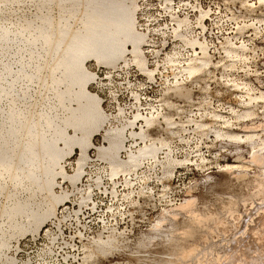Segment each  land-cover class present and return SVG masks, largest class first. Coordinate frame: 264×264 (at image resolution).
<instances>
[{"label": "rangeland", "instance_id": "374dc122", "mask_svg": "<svg viewBox=\"0 0 264 264\" xmlns=\"http://www.w3.org/2000/svg\"><path fill=\"white\" fill-rule=\"evenodd\" d=\"M10 4L6 10L9 15L5 12L8 20L35 11L28 0H13ZM135 5L136 29L142 34L147 32L141 47L150 70L155 68V62L173 53H180L176 60L184 64L190 58L188 53L200 54L199 43H207L211 45L208 56L204 57L205 62L211 60L207 72L168 91L159 72L148 80L145 73L131 64L130 56H126V63L119 61L113 68L89 61L87 69L98 82L88 83L87 88L99 96L108 115L113 116L119 107L123 110L122 120L110 121L107 129L120 126L134 113L144 116L159 101L164 113L176 118V127L166 130L168 125L159 118L149 133L158 140L156 146L159 147V141L170 140L180 151L173 152L168 167L162 162L167 149H161L154 159H142L135 172L132 169L111 177L106 162L94 159V151L90 150L91 158L78 184L75 187L64 182L56 185L55 192L65 193L68 198L58 207L55 218H49L36 235L27 232L10 239L4 254L14 264H77L84 244L111 233L116 237L115 246L103 255L97 253L92 264H240L241 261L264 264V160L261 159L264 153L259 152L264 136L242 143L217 140L215 136L216 131H223L227 136L260 135L250 127L259 123V119L242 121L238 127H220L224 120L235 119L233 111L240 114L252 111L240 99L246 93L238 85H225L220 78L234 77L264 92V53L261 51L264 34L258 35V30L264 28V0H135ZM179 22L186 24V30L181 29L173 38L172 29ZM157 28L159 32L150 31ZM192 40L199 43L188 46ZM229 40L237 44L243 41L255 50L256 59L248 65L252 74L225 72L232 62L226 60L224 52H241L239 48H231ZM150 48L156 49V56L148 51ZM244 55L251 56L252 52ZM221 60H225L224 65L216 67ZM212 73L214 79L209 76ZM171 78L169 73L168 79ZM132 91L144 97L138 108L132 107L136 100ZM208 99L212 107L204 110L215 109V115L224 120L195 117L200 124L211 125L213 129L197 149L206 161L200 164L195 153L183 151L195 144H183L172 133L183 131L180 124L198 110L203 111L200 105ZM166 101L173 107L165 106ZM260 106H256L257 111ZM143 124L137 121L133 129L138 130ZM195 128V124H188L184 139ZM93 143L96 147L103 145L100 132L93 137ZM139 143L132 144L126 139L125 150L118 156L125 159L128 152L137 150ZM75 159L76 153L65 160L69 174L74 170ZM174 160H195L196 163L176 164ZM141 174L149 177L142 188L133 183ZM165 188L167 191L161 196ZM141 191L145 194L139 195ZM89 194L95 204V225L81 223L77 227L75 220L64 218L65 212L77 211L79 201ZM161 218L159 231H153V223Z\"/></svg>", "mask_w": 264, "mask_h": 264}, {"label": "bare ground", "instance_id": "6f19581e", "mask_svg": "<svg viewBox=\"0 0 264 264\" xmlns=\"http://www.w3.org/2000/svg\"><path fill=\"white\" fill-rule=\"evenodd\" d=\"M12 1L0 0L1 264H14L4 254L10 239L38 234L67 201V194L56 193L55 187L78 184L90 150L94 159L106 162L111 177L136 168L144 158L154 159L161 150L149 133L154 123H133L136 113L107 129L110 121L122 120L123 110L108 115L99 96L87 88L96 81L87 69L89 61L113 68L119 61L126 63V56L133 60L138 51L144 53L145 36L135 26V0H28L35 11L8 20L5 12ZM137 121L144 123L143 130L133 129ZM99 132L103 145L96 147L93 137ZM126 139L140 143L122 160L118 154ZM74 153L69 174L65 160ZM165 154L162 162L168 167L173 159ZM162 220L153 223V231H159ZM115 243L113 234L99 235L84 244L77 264H92L97 253L103 255Z\"/></svg>", "mask_w": 264, "mask_h": 264}, {"label": "clouds", "instance_id": "9594fccd", "mask_svg": "<svg viewBox=\"0 0 264 264\" xmlns=\"http://www.w3.org/2000/svg\"><path fill=\"white\" fill-rule=\"evenodd\" d=\"M174 16V13H173ZM184 26L186 27V24L184 23ZM147 27V25H145ZM164 27L168 28L171 27V25H165ZM150 31L159 32L160 29H150ZM179 32V29H172V35L173 38H175L176 34ZM166 34V33H162ZM264 34V28L258 30V35ZM144 36H147V32L144 33ZM144 42V41H142ZM149 43H154V41H148ZM199 43L198 41L192 40L188 46L195 47ZM228 44L231 48L237 49L239 48L241 52L238 54L235 51H225L224 57L227 61H231L232 63L229 64L225 68V72H244L245 74H252L253 70L248 67L249 62L256 59L255 56V50L248 47L247 44H245L243 41H240L238 44L234 41L229 40ZM199 47L201 49L200 54H197L195 52L188 53L189 59L186 60L184 64H181L178 60H176V57L180 55V53H173L171 57H174V61L172 63H167V59L170 56H165L164 59L160 60L159 62H155L156 66L153 69L156 72H159V75L163 78V82L165 87L168 91H172L173 89L179 88L180 86L186 84L187 82L193 80L194 77L200 76L201 74L207 72L209 65L211 63L210 58L207 62H205L204 57L208 56L207 49L208 47H211V45H208L207 43H199ZM148 51L151 52L153 56L157 55V51L155 48H150ZM262 53H264V50H261ZM252 52V55H244V53ZM225 60H221L216 67H221L224 65ZM131 64L136 65L139 67L141 64H143L145 67L147 66V61L144 59V53L138 51V54L136 57L131 61ZM163 68V71H160V69ZM189 72L192 74L189 75ZM169 73H171V79H168ZM210 78H215V74H209ZM221 81L225 85H238L239 88L246 93L245 96L240 97L241 101L248 107L252 108V111L240 114L235 111H233V116L235 117L234 120H224V118L216 116L215 115V109L213 111H207L204 109L211 108L212 102L210 99L205 100L201 105L200 109L198 110L194 115L189 116L186 122L180 124V128L183 130L181 132H175L172 133L173 136L179 137L180 142L183 144H195V147L184 149L183 151L187 152L188 154L195 153L198 160L200 161V164L206 163L203 159V154L197 152V149L201 146V143H203L204 140L207 139L209 131H213L212 126L208 124H200L198 120H196L195 117H199L200 119H203L204 117H209L214 120H224V123L220 126L221 128H229V127H238L242 121H254L259 119V123L251 124L250 127L254 130H258L260 132L259 136H247V137H240V136H227L224 134L223 131H216L215 136L217 140H229L237 143L242 142H249L251 140L260 139L261 136H264V92H258L257 89L252 88L250 85L243 83L242 81L236 80L234 77H228V76H222ZM140 88H143L144 85H139ZM205 91H208V89H205ZM132 96L138 95L139 98L135 100V103L132 105L134 108H138L140 104V100L144 99V97H141L137 91L131 92ZM261 105L257 111L256 106ZM168 107H173V105H167ZM151 110H146L145 115L141 116L139 112L136 113L133 123L135 120L143 119L146 124L151 125L152 123H155L159 120V118H163L164 123L168 125V129L170 130L173 127H176V124L174 123V120L176 118L173 117H167L164 115L163 106L160 105L159 101L156 103L155 106H150ZM229 111H232L231 109ZM188 124H195L196 128L193 131V134L191 136H188L187 139H184V133L187 131V125ZM143 125H141V130H143ZM159 147L161 149H167L165 156L166 158H169L172 156L174 151H180L178 149H175L172 145V141H161ZM260 153H264V140H261V147L259 149ZM262 160H264V156L261 157ZM174 163L177 164H184V163H196L195 160H183L178 161L174 160ZM133 172H135V169H133ZM149 179V177L143 176L141 174L140 177H137L133 183L141 185V188L143 187L144 183ZM126 187H131V184H126ZM151 189L148 190V193H151ZM167 189H162L161 196H163L164 192H166ZM145 193L141 191L139 195H144ZM240 264H243V261L240 262Z\"/></svg>", "mask_w": 264, "mask_h": 264}, {"label": "built area", "instance_id": "2783aa9c", "mask_svg": "<svg viewBox=\"0 0 264 264\" xmlns=\"http://www.w3.org/2000/svg\"><path fill=\"white\" fill-rule=\"evenodd\" d=\"M92 195L89 194L85 199L81 201L79 204V209L77 211H66L65 219H73L75 220L76 226L79 227V224L95 225V204L92 203Z\"/></svg>", "mask_w": 264, "mask_h": 264}, {"label": "snow or ice", "instance_id": "6c2138e0", "mask_svg": "<svg viewBox=\"0 0 264 264\" xmlns=\"http://www.w3.org/2000/svg\"><path fill=\"white\" fill-rule=\"evenodd\" d=\"M162 7H163V5H161ZM179 29V32L181 31V29H185L186 30V27L184 26V22H179V23H177L176 24V27L175 28H173V29ZM184 39H186V38H184ZM191 41H189V43H190ZM174 57H168V59H167V63H172L173 61H174ZM139 70L141 71V72H143V73H145V75L147 76V78H148V80H152L153 79V77L157 74V72L156 71H154L153 69H149V67L148 66H144L143 64H141L139 67ZM192 73L191 72H189V75H191ZM129 88H132V85H129ZM133 92H135V91H133ZM136 99H138L139 98V96L138 95H136V96H134Z\"/></svg>", "mask_w": 264, "mask_h": 264}]
</instances>
